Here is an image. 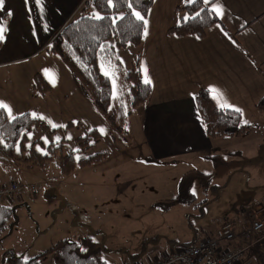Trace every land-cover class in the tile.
Masks as SVG:
<instances>
[{"label":"crops","instance_id":"obj_1","mask_svg":"<svg viewBox=\"0 0 264 264\" xmlns=\"http://www.w3.org/2000/svg\"><path fill=\"white\" fill-rule=\"evenodd\" d=\"M85 1L4 0L0 7V26L4 29L0 43V102L11 109V115L4 109L7 117L29 112L48 129H56L51 137L59 136L63 140L67 133L76 139L92 129L100 135L99 141L88 149L103 154L100 162L76 167L64 176L56 170V180L48 177L53 187L63 189L65 206L77 213L80 223L92 225L97 221L93 211L95 203L90 199L95 200L102 194L95 190L104 191V197L105 190L111 193L116 189L113 187L120 186L119 182H124L123 187L132 188L131 192L149 184L158 191L159 199L169 200L177 194L180 179L189 171L209 175L211 181L206 164L213 160L212 156L228 154L237 160L260 159L264 153L261 142L264 141V111H258L256 105L264 100V0H214L215 6L223 9V16L212 11L213 4L206 5L217 22L202 37L168 32L187 17L179 8L191 3L189 0H152L145 17L147 35L143 29L138 46L128 44L115 50L123 70L136 65L144 80L142 67H146L151 80L147 100L127 117L122 136L96 110L66 62L50 50L52 38L66 23L81 15ZM99 68L101 71V64ZM35 75L49 87L44 94L35 86ZM115 76L120 80L118 95L121 75ZM211 88L217 89L223 99L214 98ZM200 89L208 92L216 107L240 109L241 121L249 125L247 131L241 135L209 138L194 100ZM224 103L230 107H222ZM251 129L257 133L254 137H249ZM257 141L260 142L259 156L249 151L253 146L258 148ZM8 175L10 170L4 166L1 182ZM85 175L90 185L79 182ZM23 195L13 208L27 206ZM11 237L12 234L3 240V250L12 247L4 243ZM246 259L252 264H264V244Z\"/></svg>","mask_w":264,"mask_h":264},{"label":"rangeland","instance_id":"obj_2","mask_svg":"<svg viewBox=\"0 0 264 264\" xmlns=\"http://www.w3.org/2000/svg\"><path fill=\"white\" fill-rule=\"evenodd\" d=\"M116 81L117 89L120 80ZM254 131L250 132L249 137L257 134ZM57 138L59 136L48 137L40 125H33L25 133L24 142L16 141L12 160H0V172L4 166L10 170L8 179L4 182L0 180V183L14 182L27 187L21 194L0 201V205L12 207L19 204L24 194V204H27L15 207L17 225H13L14 229L9 228L10 233L0 240V257L7 251L2 249L5 246L2 242L11 234L12 237L4 242L12 246L8 251L12 250L24 259L44 252L59 240L90 237L103 247L101 259L105 264H133L189 243L202 234H214L224 220L231 221L234 230L242 232V225L264 218V153L256 161L237 160L231 155L222 154L206 164L211 177L208 186L202 187L198 180L193 182L191 202H179L176 195L169 200L166 197L159 199L158 191L149 184L148 187L134 188L135 191L131 192L132 188L123 187L124 182H119L120 186L113 187L115 190L111 188V193L105 190L108 194L104 197V191L95 190L102 194L97 195L95 200L90 199L95 203L93 211L98 217L97 221H93L92 225L80 223L77 213L65 206L63 189L53 187L54 183L48 181L49 178L56 180V157L78 149L71 133H67L64 140ZM261 142L264 145V141ZM256 143L258 147L260 142ZM32 150L49 156L45 168L36 165L43 161L29 156ZM251 150L259 156V147L253 146ZM92 152L96 151L88 150L83 155L78 153L77 157ZM29 168L32 172L28 171ZM79 182L91 184L86 175ZM85 193L87 195L86 190ZM155 199L156 202H153ZM256 209L263 211L256 212ZM10 220L13 221V218ZM211 229L215 230L212 232ZM260 242L257 247L264 244V240ZM18 249L23 250L19 252ZM40 263L54 264L50 254Z\"/></svg>","mask_w":264,"mask_h":264},{"label":"trees","instance_id":"obj_3","mask_svg":"<svg viewBox=\"0 0 264 264\" xmlns=\"http://www.w3.org/2000/svg\"><path fill=\"white\" fill-rule=\"evenodd\" d=\"M151 2L152 0H112L110 6L107 0H86L81 8V15L66 23L50 41V50L66 62L86 89L96 110L121 136L125 120L137 106L147 100L151 88L149 84L144 83L136 65L130 70H123L115 56V50L128 44L139 45L144 25L131 13L138 11L145 18ZM129 3H132V8L128 7ZM179 9L184 10L187 17L168 29L171 34L202 37L205 30L217 22L215 15L200 0L185 4ZM94 13H98L104 19H94ZM119 17L123 19H118ZM101 46L104 47V52H101ZM108 60L115 67V74L121 75L117 98H113L112 95L111 79L106 78L99 68L102 61ZM34 79L36 88L44 94L49 87L39 75H35ZM194 100L209 138L241 135L249 128L248 124L241 121L239 112L216 107L206 90L197 91ZM256 108L258 111H264V100L258 102ZM33 125H40L48 137L56 130L48 129L29 112L8 118L4 110H0V160H12L16 143L25 141V133ZM99 138L100 135L95 129L77 137L75 141L78 149L59 155L55 159L59 174L68 175L76 167L81 168L100 162L103 158L100 152L87 154L80 159L75 157L78 153L85 154ZM29 156H33L37 161H43L42 164H36L40 168H45L49 160L47 154H39L33 150ZM213 158L214 156L211 157ZM196 180L200 181L202 187L208 186L210 182L209 175L199 171L185 173L178 183L177 201L187 203L193 200L190 189ZM14 209L0 205V240L10 233L16 222ZM103 252V247L92 238L77 237L59 240L44 252L28 259L12 250L4 251L0 257V264H39L47 254L52 256L54 264H105L101 259Z\"/></svg>","mask_w":264,"mask_h":264},{"label":"built area","instance_id":"obj_4","mask_svg":"<svg viewBox=\"0 0 264 264\" xmlns=\"http://www.w3.org/2000/svg\"><path fill=\"white\" fill-rule=\"evenodd\" d=\"M23 189L24 186L14 182L0 183V201L21 194ZM263 234L264 218L242 225L241 234L234 230L231 221L224 220L214 234L199 236L172 248L162 257L154 256L133 264H252L246 258L256 250Z\"/></svg>","mask_w":264,"mask_h":264},{"label":"snow or ice","instance_id":"obj_5","mask_svg":"<svg viewBox=\"0 0 264 264\" xmlns=\"http://www.w3.org/2000/svg\"><path fill=\"white\" fill-rule=\"evenodd\" d=\"M3 2H4V0H0V7L3 6ZM107 2L111 6L112 0H107ZM189 2H195V0H189ZM203 3L205 5H209L210 3L213 4L212 11L215 12V14L217 16H220V17L223 16V9L221 7L215 6L214 0H203ZM128 7L132 8V3H129ZM131 14L135 16L136 20L141 21L143 23V25H144V34L147 35V23H148V21L143 16H141L140 12H138V11H133ZM93 18L96 19V20H103L104 19V17H102L98 13H94L93 14ZM118 19H123V17H119ZM113 23H115V19L113 20ZM3 31H4L3 27L0 26V39L3 38V35H2ZM104 51H105L104 47L101 46V52H104ZM121 63H123V61H121ZM101 71H102V74L106 78H110L111 79V83H112V87H113V98H117L115 67L113 65H111V61L110 60H108L107 62L102 61V63H101ZM142 71H143V73L145 75L144 83L145 84H150L151 80L147 77V68L146 67H142ZM209 91L214 94V98H216L218 100H222L223 99L222 94H220L217 89L211 88V89H209ZM221 106L222 107H230V105H227L226 103L221 104ZM4 109H7V111L9 112V115H11V109H9L8 106L5 105L3 102H0V110H4ZM235 111L240 112L241 110L237 108V109H235ZM53 127H56V125H53ZM100 131L103 133V129H101ZM68 138L71 139V137H68ZM58 139L59 138H57V140Z\"/></svg>","mask_w":264,"mask_h":264}]
</instances>
